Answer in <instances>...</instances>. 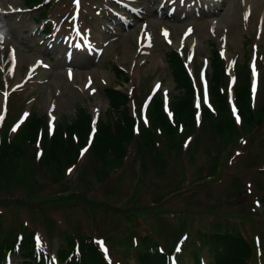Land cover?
<instances>
[{
    "label": "rangeland",
    "instance_id": "1",
    "mask_svg": "<svg viewBox=\"0 0 264 264\" xmlns=\"http://www.w3.org/2000/svg\"><path fill=\"white\" fill-rule=\"evenodd\" d=\"M170 1L50 0L43 23L44 9L0 0V127L12 137L28 110L46 118L51 132L79 108L110 119L105 90L114 87L130 93L127 106L142 137L152 127V93H163L167 111L178 93L169 61L175 46L203 97L214 48L230 80L251 59L254 101L263 105L264 0H211L216 7L208 0ZM200 127L180 135L186 139L173 149L138 151L134 141L117 165L101 161L90 145L71 171L58 175L40 168L32 176L25 162V172L10 182L0 169V236L14 239L31 229L50 257L70 237L92 236L113 264H138L148 236L174 250L177 264H195L196 253L213 264L209 238L230 232L250 242L255 255L248 264H264V119L228 149L208 123ZM14 264H23L19 255Z\"/></svg>",
    "mask_w": 264,
    "mask_h": 264
},
{
    "label": "trees",
    "instance_id": "2",
    "mask_svg": "<svg viewBox=\"0 0 264 264\" xmlns=\"http://www.w3.org/2000/svg\"><path fill=\"white\" fill-rule=\"evenodd\" d=\"M42 1L25 0V3L33 6ZM169 61L175 88L178 91L170 106L173 119L166 115L163 100L158 95L153 100L149 112L152 127L141 137L136 132L135 118L127 106L129 96L115 88L105 90L109 101L110 119L99 120L94 134L92 116L85 108H79L75 118L66 125L60 124L52 135L49 133L46 118L33 113L14 137L10 138L8 133H4L1 140L0 169L7 174V181L11 182L10 178L15 173L20 178L25 172L21 169L25 162L28 167L31 166L32 176L40 168L54 169L57 171L56 175L65 168L71 169L78 164L82 151L89 143L92 145L93 153L101 161L110 160L115 165L127 157L129 146L134 141L137 142L138 151L142 150L143 146L150 151L181 147L180 126L185 128L186 133L201 128L198 127L196 118L197 92L180 56L171 51ZM211 70L209 95L215 113L201 102L200 119L202 124L208 123L211 126L223 149H228L237 144L244 135H249L257 129L264 119V104L256 106L251 99L250 72L248 63L245 62L234 88L235 104L241 115V123H238L233 117L228 101V77L225 74L224 61L216 49H213ZM118 72L122 73L119 70ZM170 138L176 141L169 142ZM159 141L163 143L161 147L157 144ZM36 144H40V147L32 148V145ZM31 175L26 170V176ZM29 230L28 233L20 232L14 239L0 236V264H5L6 257L17 255L23 264H46L47 255L38 248L35 231ZM209 240L213 264H248L254 257L251 244L240 234L230 232L214 234ZM198 255L196 253L195 261L199 264ZM57 258L60 264H109L91 236L70 237L66 246L58 249ZM137 261L138 264H169L168 254L148 236L141 239Z\"/></svg>",
    "mask_w": 264,
    "mask_h": 264
},
{
    "label": "snow or ice",
    "instance_id": "3",
    "mask_svg": "<svg viewBox=\"0 0 264 264\" xmlns=\"http://www.w3.org/2000/svg\"><path fill=\"white\" fill-rule=\"evenodd\" d=\"M75 2H76L77 5H78L79 0H75ZM189 31H191V30H189ZM165 35H167V33H165ZM0 38H2V34H0ZM93 91H95V90L93 89ZM204 100H205V103H207V87H206V86H205ZM237 119L239 120V117H237ZM145 122H147V121H145ZM16 127H18V125H17V126H14L13 129H12V131H16ZM85 151H86V150H85ZM81 154L83 155V152H82ZM38 158H39V157H38ZM69 171H71V170H69ZM100 243H101V245L103 244V242H100ZM177 251H179V247L177 248Z\"/></svg>",
    "mask_w": 264,
    "mask_h": 264
},
{
    "label": "bare ground",
    "instance_id": "4",
    "mask_svg": "<svg viewBox=\"0 0 264 264\" xmlns=\"http://www.w3.org/2000/svg\"><path fill=\"white\" fill-rule=\"evenodd\" d=\"M210 1L211 0H208V1H206L207 3H208V5H209V7L211 6V7H216V6H214V5H210ZM215 1V0H214ZM218 1H221V0H217V2ZM212 2H213V0H212ZM173 5V4H172ZM214 9V8H213ZM232 10H231V7L229 8V11H227V19H229L230 17H231V14H232ZM0 109L2 110V101L0 102Z\"/></svg>",
    "mask_w": 264,
    "mask_h": 264
}]
</instances>
